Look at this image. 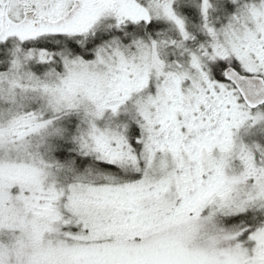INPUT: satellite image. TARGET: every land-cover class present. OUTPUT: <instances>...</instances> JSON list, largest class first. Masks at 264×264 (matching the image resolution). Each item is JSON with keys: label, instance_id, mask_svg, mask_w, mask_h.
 Wrapping results in <instances>:
<instances>
[{"label": "snow or ice", "instance_id": "snow-or-ice-1", "mask_svg": "<svg viewBox=\"0 0 264 264\" xmlns=\"http://www.w3.org/2000/svg\"><path fill=\"white\" fill-rule=\"evenodd\" d=\"M0 264H264V0H0Z\"/></svg>", "mask_w": 264, "mask_h": 264}]
</instances>
